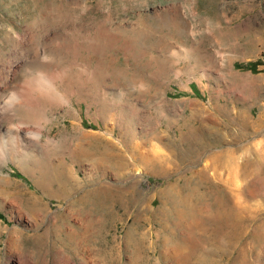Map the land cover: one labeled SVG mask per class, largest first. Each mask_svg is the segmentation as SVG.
Instances as JSON below:
<instances>
[{
    "label": "rangeland",
    "instance_id": "rangeland-1",
    "mask_svg": "<svg viewBox=\"0 0 264 264\" xmlns=\"http://www.w3.org/2000/svg\"><path fill=\"white\" fill-rule=\"evenodd\" d=\"M0 69L3 97L37 98L43 73L64 96L15 120L42 137L0 162V264L18 261L14 228L20 252L56 264L66 227L93 220L115 264L129 230L141 264L168 249L264 264V0H0Z\"/></svg>",
    "mask_w": 264,
    "mask_h": 264
},
{
    "label": "bare ground",
    "instance_id": "bare-ground-1",
    "mask_svg": "<svg viewBox=\"0 0 264 264\" xmlns=\"http://www.w3.org/2000/svg\"><path fill=\"white\" fill-rule=\"evenodd\" d=\"M42 75H44V73ZM42 75L38 76V77H40L39 83L40 84L44 83V84H41L44 87L43 91L41 89L35 90L36 88L34 89V87H36V86L33 85L34 82L31 83V85L33 87L32 89H34V92H37V93L39 92L37 98L31 97L32 95H30L29 93L28 94L30 96L26 94L25 97H23V96L22 97H19V96L16 97L15 94H12L10 96L6 95L5 97H3L5 95L4 94L5 91L8 89H4V87L2 89L0 87V143H2L1 141L3 139V133H6L5 137L8 138V140H9L8 142L13 144L11 149H8L6 147L7 145H5V146L2 145V147H0V149H2L0 151V162H3L6 158H10V159L15 160V161L25 159V157H27L29 152H30V148L35 146V145L37 146V144H38L37 141H39L42 137V134L38 131H35V130L33 131L30 129H24L21 126H17L15 124L16 118H18V116L20 114H23L24 116L26 115L29 118L28 119L26 117L27 120H34V122L35 121L39 122L41 117L45 116V114L43 116L41 115L42 114L41 113L42 112L41 111L42 106L53 105V104L57 103L59 100L62 101L61 99L64 98V96L62 94H60V90L58 89V87H56L54 82L51 80V78H49L50 75L49 74H48L49 76L48 75L46 76V74L44 76H42ZM56 77H58V76H56ZM4 78H5L4 70L0 69V83H3L2 81H4L3 80ZM15 78H16V75L13 77L10 84H12L16 81ZM30 81H32V80H30ZM60 83H59V85H60ZM28 84H30V83H28ZM60 88H62V87H60ZM37 89H38V87H37ZM22 95H24V93ZM8 101H10V103H9L10 106L7 105ZM4 104H6L7 107H11V109L8 108V109H10L9 112H8V110H5V109H4L5 111L4 110L2 111L3 106L6 108V106ZM53 106H55V105H53ZM46 108H45V111H46ZM43 109H44V107H43ZM6 111L8 112L7 116L4 115L3 117H1V114H2L1 112L6 113ZM3 122H7V124H8V126L6 125V129L3 128V126H2ZM25 122L22 125H25ZM36 122L34 124H36ZM40 122H42V121H40ZM21 123H20V125H21ZM39 123H38V125H39ZM89 154H90V152H89ZM101 155H99V156H101ZM106 155H105V157H106ZM101 157H103V156H101ZM105 157H104V159H105ZM100 159H101L100 162L103 163L104 159L103 158H100ZM97 164L98 163L96 162V165ZM30 199H31V197H30ZM33 200L34 201H32V204L30 203L31 200L28 201L29 204L27 205V210L31 214L30 216H32L33 220H35L36 217H38L37 216V213H38L37 212L38 211V208H37L38 202L37 201H38V199H33ZM94 201H95V199H94ZM85 202L86 201H84V199H83V200L78 201V202L70 203L68 213L67 212L64 213L61 217L64 220L65 224H67V220L70 217V213H74V214L78 213L79 214L82 212V209L84 206L83 204ZM85 204H88V203H85ZM40 206H42V205H40ZM92 206L89 208L90 211L94 208V207L92 208ZM21 209H22V205L20 206L19 210H21ZM88 220H91V219L89 218ZM84 222L85 223L81 222L78 226H72L71 225V226L66 227V230H65V236L66 237L65 238H66L67 250L62 249V250H59L58 252H56V254H55L56 264H115L114 259H116V258L110 259L103 252L104 250H102V249L97 250L94 248L96 243L100 240V239H98V237L102 236L101 231H97L95 229L96 224H98V223L95 220L87 221V222L84 221ZM6 230H7V228L2 227L0 225V235H3ZM23 236H24V233L18 228H14L8 232V239H7V243H6V248L8 250V253L10 254V257L12 259L18 260L16 263L14 262V264H37L36 262H34L32 255H30L28 253L20 252V249L22 246L21 244H22ZM142 242H143V236L138 237V235L137 236L134 235L132 230L128 231V233L124 239L123 247H121V248L125 249L126 253H128V255H129V261L127 263L125 262L124 264H141V263H139V259L141 260V258L143 257V256H141V254H143V253L141 252L142 250L140 247V244ZM119 256H120V252L117 249V257H119ZM185 256L186 255L183 252H181L177 249H173V250L168 249L166 251L161 252L157 264H186L188 261L187 260L188 258H185ZM112 261H114V262H112ZM144 263L145 262H143V264Z\"/></svg>",
    "mask_w": 264,
    "mask_h": 264
},
{
    "label": "trees",
    "instance_id": "trees-1",
    "mask_svg": "<svg viewBox=\"0 0 264 264\" xmlns=\"http://www.w3.org/2000/svg\"><path fill=\"white\" fill-rule=\"evenodd\" d=\"M238 67L241 68V69H244V70H250V69H253L254 70L255 69L254 66H249V65L246 68L243 67V66H241V65H239ZM196 95L198 96V94H196Z\"/></svg>",
    "mask_w": 264,
    "mask_h": 264
}]
</instances>
